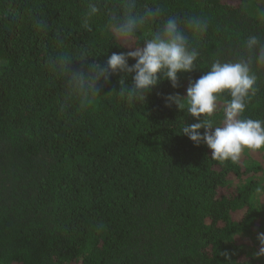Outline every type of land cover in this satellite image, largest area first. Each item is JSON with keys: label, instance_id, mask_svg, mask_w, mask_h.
<instances>
[{"label": "trees", "instance_id": "16d2710c", "mask_svg": "<svg viewBox=\"0 0 264 264\" xmlns=\"http://www.w3.org/2000/svg\"><path fill=\"white\" fill-rule=\"evenodd\" d=\"M155 2L168 14L209 18L201 70L181 72L178 88L162 81L136 105L120 98L118 73L91 106L68 107L44 63L56 33L70 51L90 48L89 64L135 49L82 27L87 0H0V264H226L224 252L264 264L254 257L264 149L214 160L182 135L196 119L163 99L186 96L213 60L231 58L248 34L264 35V0ZM228 99L218 102L217 125ZM243 116L264 119V80Z\"/></svg>", "mask_w": 264, "mask_h": 264}, {"label": "clouds", "instance_id": "9594fccd", "mask_svg": "<svg viewBox=\"0 0 264 264\" xmlns=\"http://www.w3.org/2000/svg\"><path fill=\"white\" fill-rule=\"evenodd\" d=\"M101 21L102 25L98 23ZM34 25L42 35L50 31L43 18H37ZM82 27L88 31L100 27L116 47L135 50L113 52L106 63L89 64L94 56L90 48L70 51L63 36L56 33L45 49L44 63L60 81L64 105L68 107L91 106L101 95L102 84L118 73L124 74L118 93L130 104H143L162 81L180 87L181 72L201 70L200 40L208 33L210 20L199 14H168L155 0H87ZM230 57L213 60L202 76L189 83L186 96L169 94L163 99L166 107L175 104L196 119V123H185L182 135L196 146L206 144L214 160L235 163L245 149H264V119L243 116L264 80V35L248 34ZM74 60L86 67L73 70ZM130 60L135 63L130 64ZM129 78L131 83L127 82ZM224 95L229 99L222 109V122L217 125L213 117ZM256 239L259 248L254 257L258 258L264 256V233H258ZM223 255L226 264H251L247 260L233 261L229 252Z\"/></svg>", "mask_w": 264, "mask_h": 264}]
</instances>
